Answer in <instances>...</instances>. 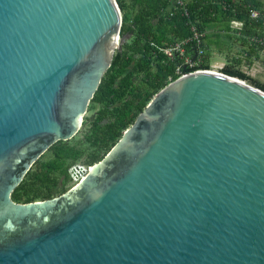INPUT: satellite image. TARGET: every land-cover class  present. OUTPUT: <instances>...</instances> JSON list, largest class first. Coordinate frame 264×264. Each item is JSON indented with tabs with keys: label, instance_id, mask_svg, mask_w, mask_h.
<instances>
[{
	"label": "water",
	"instance_id": "obj_1",
	"mask_svg": "<svg viewBox=\"0 0 264 264\" xmlns=\"http://www.w3.org/2000/svg\"><path fill=\"white\" fill-rule=\"evenodd\" d=\"M121 25L116 0H0V264H264V91L218 72L158 92L65 194L13 199L81 132Z\"/></svg>",
	"mask_w": 264,
	"mask_h": 264
},
{
	"label": "trees",
	"instance_id": "obj_2",
	"mask_svg": "<svg viewBox=\"0 0 264 264\" xmlns=\"http://www.w3.org/2000/svg\"><path fill=\"white\" fill-rule=\"evenodd\" d=\"M121 10V36L130 38L116 51L109 71L89 106L84 129L70 140L56 142L27 173L13 194L18 203L56 198L75 186L74 171L98 163L121 138L153 97L187 73L211 71L216 51L225 55L221 74L248 82L264 91V84L241 71L246 61L224 54L226 42L241 41L252 59L264 52V3L258 0H116ZM254 11L259 17L254 18ZM242 26L235 27L234 23ZM201 38H195V31ZM179 45L184 52L176 50ZM172 49L171 55L165 51ZM256 56V58H253Z\"/></svg>",
	"mask_w": 264,
	"mask_h": 264
},
{
	"label": "rangeland",
	"instance_id": "obj_3",
	"mask_svg": "<svg viewBox=\"0 0 264 264\" xmlns=\"http://www.w3.org/2000/svg\"><path fill=\"white\" fill-rule=\"evenodd\" d=\"M225 53H229L231 63L233 62L232 58L233 59L238 57L244 58L246 61H244V63L242 64L241 71L247 74L248 76H250L253 80L261 84H264V52L261 54V60L252 59L255 62L253 67H249L248 64L249 62L247 61V56L246 53L244 52L243 43H241V41H235V39H233V41L226 42L224 45V54ZM253 58H256V56H254ZM225 64H226L225 55H221L219 54L218 51H216V53H214L212 58V70L220 71L225 67ZM84 127L85 126H83L82 130L84 129ZM88 168H89L88 166H84V165L80 166V170L82 174H79V178L74 180L73 184L76 185L78 180L82 179V177L88 171Z\"/></svg>",
	"mask_w": 264,
	"mask_h": 264
},
{
	"label": "built area",
	"instance_id": "obj_4",
	"mask_svg": "<svg viewBox=\"0 0 264 264\" xmlns=\"http://www.w3.org/2000/svg\"><path fill=\"white\" fill-rule=\"evenodd\" d=\"M177 3L181 5V4H184V1H183V0H178ZM253 17H254V18H258V17H259V12H258V11H254V13H253ZM234 26H235V27H239V26H242V25H241L240 23L237 22V23H234ZM194 31H195V38L200 39V38H201L200 33H198L196 29H194ZM176 50L180 51L181 53L184 52V49H183L181 46H179V45L176 46ZM165 52H166L168 55H171V53H172V49H170V50H166ZM195 65H196L195 60L186 59V61H185V68H184L183 71H179V76L182 77V76H184V75H186V74H190V73H192V72L187 73L185 70H186L187 68H195ZM221 70H222V69H221ZM221 70H220V71H216V70H212V69H211V71H213V72H218V73H220V74H221ZM87 172H88V171H87ZM87 172H86V173H87ZM79 174H82V173H81V170H80L79 168H76L75 171H74V178H75V180H76L77 178H79ZM85 175H86V174H85ZM85 175L82 177V179L85 177ZM82 179H79L78 182H80ZM78 182H77V183H78Z\"/></svg>",
	"mask_w": 264,
	"mask_h": 264
},
{
	"label": "crops",
	"instance_id": "obj_5",
	"mask_svg": "<svg viewBox=\"0 0 264 264\" xmlns=\"http://www.w3.org/2000/svg\"><path fill=\"white\" fill-rule=\"evenodd\" d=\"M258 1H261L262 3H264V0H258Z\"/></svg>",
	"mask_w": 264,
	"mask_h": 264
},
{
	"label": "flooded vegetation",
	"instance_id": "obj_6",
	"mask_svg": "<svg viewBox=\"0 0 264 264\" xmlns=\"http://www.w3.org/2000/svg\"><path fill=\"white\" fill-rule=\"evenodd\" d=\"M89 114H90V113L88 112L87 117L89 116ZM87 117H86V118H87ZM84 124H85V123H84Z\"/></svg>",
	"mask_w": 264,
	"mask_h": 264
}]
</instances>
